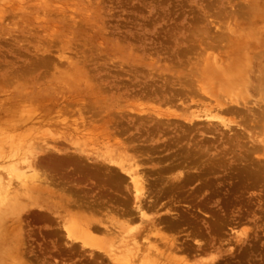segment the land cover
Segmentation results:
<instances>
[{"label": "rangeland", "instance_id": "rangeland-1", "mask_svg": "<svg viewBox=\"0 0 264 264\" xmlns=\"http://www.w3.org/2000/svg\"><path fill=\"white\" fill-rule=\"evenodd\" d=\"M205 1L206 0H0V62L2 63H0V65H3V68L0 66V71L10 72V70L12 71L14 68L15 70L21 69L18 68L19 65H22V67L27 65V70L25 68V70L22 71L23 73L21 70L24 67L19 71L16 70L17 73H21V80L23 83L20 80L18 85L21 84L22 87H16V83L10 84V86L8 85L9 87L2 84L3 88L0 87L1 96L2 93V97H4L6 95H4V93L10 95V93L16 92L18 87L26 88V90L30 87L29 89L37 92L40 89H48L50 85V89L56 87L65 94V97H63L60 102L58 101L50 106L48 114H42L43 112L40 109H36L32 116L28 115L29 117L26 116V119L24 117L23 119L15 120L16 128H9L6 125L0 127V152L3 153L2 157L13 154L15 156L3 159L0 158V170L2 166L8 165L9 161L19 160L15 153H17L18 156L32 154L41 157L43 154L42 148L54 147L56 145L57 147L61 146V150L59 151L60 154L72 153L71 151H73L72 154L80 153L90 157V163L100 160V152L104 151L103 149L105 146L110 144V142L108 143L106 140H103L106 139L104 138L106 130L108 131L106 132L107 134L114 131V134L117 135L116 138L119 140L125 138L127 134L124 133V136L121 137L123 134H120V132L115 133V131H118L117 126L106 123L107 117H104V114L100 112V104L99 107L97 106L99 102H117L119 100L118 103L115 102L118 105H120L121 102H125V104L126 102L129 103L124 106V108L127 107V109L129 107L134 109L133 107H135L136 109H141L145 113H148L149 110L152 109H160L164 115H168V112L176 113V117L173 115L171 117L162 116V119L163 117L165 119L167 118V120L174 118L176 119L175 121H180V123H182L183 120L184 122L189 120V114H187V112L190 108L185 111L179 104V101L174 105L173 103L161 101V99L156 98L154 94L150 97L149 95L151 93H145L143 88H150L147 84L151 83L152 78H156L160 74H164L165 76L167 71L169 75L171 73V70L163 69V64L169 62V53L167 55V52L162 48H165L167 41L171 42V40H166V31L177 26L176 31L180 33L185 30L183 28L195 20L194 18L196 16V19L199 20L201 19V15L204 14L205 16L209 15L212 19L208 22L210 18L206 17V23L207 27L209 28L210 25L211 31H214L218 28V24L215 26V23L218 22H215L214 17L218 14L220 8H223V11H230L236 9L241 2L243 3L242 0H239V2L238 0H231V6L228 0H212L213 2L207 0V4ZM208 2H210L209 4H213L214 7L208 5ZM224 3L228 6L224 5ZM215 5L219 7L217 8ZM198 8L200 9L199 12L197 10ZM195 9L198 15L196 13V16L193 17L196 12ZM212 9L215 12L212 11ZM33 14L38 15L39 19ZM64 17H66V20ZM71 17H73L74 20L68 21ZM74 24L76 26H74ZM97 27L101 29V31L97 29ZM53 28L55 30H53ZM102 29H104L105 33ZM104 34L106 36H104ZM107 37L109 39H107ZM105 38L107 40H105ZM159 38L163 39H161L162 42ZM195 42V40H185V42L179 43V47L181 46V48L184 49L191 48L190 51L194 53L201 52L199 48H203L205 42H199L201 45ZM118 44H120V47L118 46L116 50L115 48H117ZM124 44L126 46H124ZM113 47L115 50H112ZM130 48H137V52L139 51V55L142 56H139L135 49L132 50ZM32 50H35V53L34 51L32 52ZM39 50L41 54H38ZM134 51L137 54H134ZM206 51H209L208 54L213 58V52L216 50L206 49ZM58 52H64V55L62 53L58 54ZM217 52L218 50L214 54ZM24 53L25 55L27 54V57H25ZM42 53L45 54L43 55ZM51 54L53 55L52 58L50 56ZM193 54L190 55L191 58ZM203 54L204 55H200V57L202 56L201 60H203V57L207 56L205 50ZM194 55L196 56V54ZM34 56L36 58L39 56L37 60L39 59L40 61H36ZM66 56H69L68 58L71 57L73 60H68ZM137 56L140 58L144 57L146 62H150L154 57V62L151 60V67L140 63L137 64L136 60H140H135ZM31 57V60H33V58L35 59V62L33 61L32 63L35 64L37 62L36 64L38 65L37 67L35 64L34 69H31L29 66L31 65L33 67L34 65L30 63ZM198 58H192L194 60L193 62ZM42 59L45 60L42 61ZM67 60L69 64L71 62L74 63H71L73 66L66 63ZM201 60L196 62L197 65L195 64V66H197V68L194 66L195 69H199L198 71L201 69L203 71L205 67V70L207 71L208 69L207 72H210L211 70L209 67L206 68V64H208L209 61L206 62L205 60L200 63ZM43 62H46V64H43ZM51 63L53 64V68L49 66ZM55 63L56 65H54ZM226 63L223 62L221 65L224 66ZM5 65L7 66L5 67ZM60 65H64V68ZM82 65L84 67H82ZM55 66L60 67L54 69ZM28 67L30 70H28ZM139 67L142 69H140L141 72L137 69ZM67 68L69 70L74 68L73 70H75L79 76L73 72V70L69 71ZM143 69L144 71L145 69H150V74L148 71H146L148 74L145 73ZM110 70L112 73H110ZM25 71H27L29 75L27 73V75H23ZM115 71L117 73H114ZM202 71L200 72L202 73ZM42 72L43 74H41ZM118 72H124L125 76H122L123 73L118 74ZM73 73L77 75L75 80L73 79ZM126 74L131 75L127 77ZM106 75L109 77H106ZM39 76L43 77L40 78ZM92 76L94 77V81ZM82 77H84V79H82ZM67 78L69 80L72 78V86L71 83L64 82L68 80ZM126 78H129L126 82L130 80V85L121 81V79L124 80ZM59 81H63V84L60 86ZM76 82L80 84L77 83L74 87L73 85ZM99 84L103 85L100 86ZM238 87L241 86L239 85ZM2 89L6 91L2 92ZM215 89L217 94L221 93L217 91V88ZM101 90L104 92L102 93ZM237 90L235 89L234 91L228 92L231 95L233 92H237ZM149 91L148 89L147 92ZM66 93L71 98V95H73V99H76L77 96V103H75L76 100L73 101L71 98L72 104L70 102L68 103L69 97ZM249 95L250 99L255 100L256 95L253 92H250ZM67 97L68 99H66ZM97 97L103 100L97 102ZM106 97H108V100ZM201 97L204 98L205 96ZM201 97L196 96L193 98L194 101L191 103L190 101L187 102L189 106L192 104L190 112L195 111L199 114L198 117L193 119L196 124L195 128L191 131L190 138L189 135H186V139H183V137L181 142L177 145H169L168 141H171L170 137H173L174 134L176 136L180 130H185L186 125L190 123L186 122L185 124L183 122L182 125L176 124L179 132H176L177 130L174 125H171L170 128L166 129L165 133L159 132L155 134L153 138L156 140H150L151 136L147 139L142 137L132 142L134 146L136 144V146H142L146 150V154H136V157L138 160L140 159L139 164L141 163V167L139 169L143 172L146 171L149 175V181L152 182L151 189L153 192L151 195L152 200L155 202V206L152 209L146 210L147 217L155 223L158 221L157 217L160 216H164V219L168 221L173 219V228H167L164 223L161 224L157 222L155 225V232L158 231L167 239L175 240V244L179 247V251L176 252V254L178 253V258L181 257L189 263L192 261L194 262V260H203L207 262L209 258L211 259L214 257L213 260L216 264H264V119L257 125H254V127L249 128L251 126L246 127L243 125V120L245 119L242 115L228 113L223 110L217 111L211 109V114H208V117L212 115H214V117L208 118L204 114L206 113L204 110L208 109V106L201 103L204 101L208 103L213 99H201ZM249 98L245 106L257 109V105L251 103L250 101L253 100ZM2 99L3 98L0 100ZM60 99L61 97H59V100ZM212 102L213 101H210V104ZM65 103L69 105L68 107L72 112L71 114L59 113V111L67 108V105L64 106ZM88 103L93 105V107L90 105L87 106ZM197 103L198 105H196ZM261 104L263 105V103H260V105ZM25 105L22 104V106ZM89 106L90 110L88 109ZM120 106L123 107V104L121 103ZM75 110H77V112ZM79 110L82 112V118L78 115ZM35 112L40 114L37 115ZM143 112L138 113L144 114ZM134 114L131 113L132 116H134ZM246 114H249V112ZM102 116L105 118V122H103L104 119H101ZM3 119L4 118H2V120ZM165 119V122H169ZM221 119L226 122L227 126L222 124ZM170 121L174 122L173 119ZM190 121L193 122L192 120ZM209 122H213V124H208ZM76 126L78 128H76ZM180 126H182V128ZM103 127L105 128L103 129ZM102 129L103 131H101ZM102 135L104 136L101 137ZM66 136L68 139H71L70 141L72 143L59 140ZM57 137H59V139ZM56 141L57 144L55 143ZM60 141H63L65 144L63 142L61 145L60 143L58 144ZM103 141L105 143H103ZM181 146L184 151H181ZM191 148H194V150H190L194 151L192 152L194 156L191 155V157H189L191 161L185 165V162L183 163L182 161L184 158L183 156L186 154L185 150ZM129 152L130 154L134 153L131 151ZM246 153L248 155H246ZM242 154H245L244 156L246 158H250H248V160H246V158L242 159V157H244ZM246 167L251 170L252 174L250 173L249 175V173H247L250 172V170H246ZM17 168L20 170V173H27L30 170L21 162L18 163ZM3 172L4 178H11V184L13 186H18L19 182L20 185L23 184L24 175L20 177L14 173H8L10 175H7L6 171ZM177 173L180 175L183 174L185 179H183L181 183L172 185L173 183L169 177ZM36 208L37 206H30L29 209L34 211L27 215L25 219V222L31 220L27 229L28 232L32 233L36 231L35 234L33 233L34 236L31 235L29 238L27 237V233L26 245L28 249L31 248L30 250H33L34 254H40L37 251L40 243L37 244V242H33L32 238H37V232L40 230L43 231L45 222L41 219H37L39 210ZM32 220L35 221L32 222ZM141 225L142 224L136 220L132 222L131 228H138ZM245 234L249 236L250 241H246L242 244L237 242L239 236L245 237ZM150 239L151 241L154 240L153 238ZM235 243H237V246ZM198 245H203L205 251L200 252L199 248H197ZM242 246H244L245 249H242ZM195 249L197 250L196 252ZM245 250L247 254L240 256V252H245ZM76 251L77 252L70 259L68 258L69 260L66 259L63 262L69 264H92L90 263L91 258L89 256V249H86L84 254L79 253L78 247ZM40 255L38 256V260H33V264L63 263L60 262V256H56L55 258H43ZM210 259L208 261H210Z\"/></svg>", "mask_w": 264, "mask_h": 264}, {"label": "bare ground", "instance_id": "bare-ground-1", "mask_svg": "<svg viewBox=\"0 0 264 264\" xmlns=\"http://www.w3.org/2000/svg\"><path fill=\"white\" fill-rule=\"evenodd\" d=\"M213 1L211 0V2ZM242 1L243 3L241 2L239 6L234 10L223 11V8H220V10L222 11L219 10L218 14H216L214 17L215 22H218L215 23V26H217L218 24V28L215 29L214 31H211L210 25H209L210 29L207 27L206 17H209V15L205 16L204 14L201 15V19L199 20L196 19L197 18V16L195 15L197 13L196 9H195L196 12L193 15V17L196 16L194 18L195 20H193L192 22H190L188 26L183 28L185 29L184 31L178 33L176 31L177 26H174L172 29L166 31L167 39L166 38L165 39L171 40V42L167 41V43L165 44V48L161 47L163 50L167 52V55L169 53V57H168L169 62H167V64L166 63L163 64V69L171 70L170 71L171 73L169 75L167 71L165 75L166 77L164 76V74L163 75L160 74L156 78H152L151 83L147 84V86H149L150 88H146L143 85L146 88V89L143 88L144 92L151 93L149 95L150 97L151 95L154 94V96L156 98L161 99V101L173 103L174 105H176V102L179 101V104L182 106V108H184L183 110L185 111H187L188 108L191 109L192 104H190L189 106L187 104L188 101H190L191 103L192 101H194L193 100L194 97L205 96L204 98L213 99L210 100L213 101L211 104L210 101L208 103L205 101H204L205 103L204 102L201 103L203 105L208 106V109L204 110L206 112L204 113L206 117L209 116L208 114H211L210 111L211 109L213 110L215 109L217 111L223 110L228 113L242 115L245 119L243 120V125H245L246 127L251 126L249 128H252L254 127V125H257L259 122H261V120L264 119V0H242ZM231 2H232L231 0H228V3ZM205 3L207 4V0L205 1ZM209 3L210 2H208V5L214 7L213 4H209ZM226 3H224V5L228 4ZM215 6H217V8L219 7L218 5ZM231 6L229 7L233 8ZM197 10L199 12L200 9L198 8ZM212 11L214 10L212 9ZM35 16H37L36 18L39 17L38 15ZM64 19L66 20V17H64ZM71 20H74V18L71 17V19H69L68 21ZM211 20L212 19L210 18L208 22ZM74 26L76 25L74 24ZM97 29L99 28L97 27ZM53 30L55 29L53 28ZM99 30L101 31V29ZM102 30L104 31V29ZM104 36L106 35L104 34ZM107 39L109 38L107 37ZM107 39L105 38V40ZM185 40L186 41L195 40L196 44L204 41L205 46L203 48H199L201 52L194 53L190 51L191 48L184 49L181 48V46L179 47V43L181 44V42H185ZM200 43L199 45H201ZM119 45L120 44H118L117 48H115L116 50L118 49ZM124 46L126 45L124 44ZM115 49L113 47L112 50ZM206 49H215L216 51L218 50V52L216 54H214L216 51L213 52V58H212V56L208 54L209 51L207 52ZM204 50L207 56L203 57L202 58L203 60H201L202 56L200 57V55L201 54L204 55L203 54ZM33 51L35 53V50H32V52ZM136 52L134 51V54ZM39 53L40 50L38 51V54ZM59 53L60 54L62 53L64 55V52H58V54ZM137 53L139 55L140 52L138 51ZM153 53L151 54L154 55L155 53L154 54ZM193 53L196 54V56ZM42 54L44 55L45 53ZM151 54L150 56L152 57ZM191 54H193L192 57L193 59L195 57L198 58V56L200 59L198 58L195 62H193L194 60L191 58L190 56ZM39 56H37V58H39ZM50 56L52 58L53 55L51 54ZM139 56L135 58V60L140 59V60H136L137 64L140 63V64H144L145 66L151 67L152 59L150 60V62H146V59L144 57L140 58ZM25 57H27V54L25 55ZM68 57H67L68 60L70 61L73 60L71 57H70L71 59ZM37 58L36 61L39 60V59L37 60ZM31 59L32 57L30 58V60ZM204 59L206 60V62L209 61L208 64H206V68L209 67V69L211 70L210 72H207L208 69L206 71L205 67L203 68V71L200 69L202 73L198 71L199 69L198 70L195 69V67L197 68V66H195L196 62H198V60H201L200 61L201 63L202 61H205ZM34 60L35 59L33 58V60H31L30 63L34 64L32 63ZM44 60L42 59V61ZM68 60L66 61V63H68ZM223 62L224 63L227 62V63L224 64V66H222L221 64ZM71 63L68 64L71 65ZM35 64L33 65V67L29 65L31 69L32 68L34 69ZM43 64H46V62H43ZM54 65H56V63ZM64 65H60V66H63L64 68ZM0 66L2 67L3 65ZM6 66L7 65H5V67ZM49 66H52L51 68H53L52 63ZM23 67L22 65L21 66L19 65L18 67L21 69L23 68L22 70L19 69L21 70V72L24 71L25 68L27 70V65ZM56 67L57 66H55L54 69ZM82 67L84 66L82 65ZM137 69H139L140 71L141 68L139 67ZM16 70L14 68L12 71L10 70V72L0 71L1 88H3L2 87L3 85L10 86V84L13 83H16V87L21 86V84L18 85L22 78L21 73H17V71L19 70L17 71ZM28 70H30V68ZM149 70L145 69L144 71L143 69L145 73H147L146 71H148L150 74ZM14 71L16 72L12 73ZM73 72H75V70H73ZM120 72H118V74ZM26 73L29 75L27 71H25V74L23 75H27ZM110 73H112L111 70ZM114 73L117 72L115 71ZM122 73L120 74H122V76L123 75L125 76V73L124 72ZM167 73L169 76L167 75ZM41 74H43V72ZM77 75L75 74L73 75L74 80L76 79ZM126 75L128 77L131 74H126ZM43 76H39V77L41 78ZM107 76L108 75H106V77ZM71 79L70 80L62 79V80H65L64 82L71 83L72 86L73 80ZM82 79H84V77H82ZM92 79L94 81V77ZM127 79L129 78H126L124 80L121 79V81L123 83L125 82L126 84L130 85L129 84L130 80L126 82ZM96 82L98 83L97 79ZM60 83L59 86L63 84V81ZM77 83L78 82L74 83L73 86L75 87L76 86L75 84ZM99 85L102 86L103 84L102 85L99 84ZM239 85L241 87H238ZM21 87H18L17 91L10 93V95L4 93V95L5 94L7 95L4 96L5 98L2 97L3 93L1 96V91H0V99L3 98L2 100H0V127L6 125L9 128H16L15 120L23 119L24 117L26 119V116L28 115L32 116L36 109H40L43 112L42 114H48L50 106L54 105L58 101L60 102L62 98L65 97L64 96L65 94L59 91L58 88L55 87L54 89H50L51 85L49 88L46 87L48 89H40L37 92H34L32 89H29L30 87L27 90L26 88H21ZM215 88H217V91L218 92L220 91L221 93L217 94ZM148 89L150 90L149 92H147ZM235 89L236 90L238 89L237 92H233L230 95L228 91H232V90L234 91ZM4 91L2 89V92ZM250 92H253L256 95L255 96L256 98L254 97L255 100L249 98ZM71 96L72 98L68 96L69 97L68 103L69 102L71 103L72 101L71 99H73V95ZM59 97H61L60 100ZM68 97L66 99H68ZM107 98L108 97H106V99ZM202 98L203 97H201V99ZM248 98L250 100H253L250 102L255 103L257 105V109H255L253 106H252L253 108H248V106L247 107L245 106L246 103L248 102ZM76 99H78L77 96ZM76 99H73V101ZM96 99L97 102L103 100L101 98L98 99V97ZM118 101L115 102L118 103ZM115 102L103 101V103L101 102L97 103L98 104L97 106L99 107L100 104V112L104 114V117H107L106 123L118 127L117 128L118 131H115V133L120 132V134H123L121 135V137L124 136V133L127 135H125L126 137L122 138V140H119L116 138L117 135L114 134V131L107 134L106 132L108 131L106 130L105 131L106 135L105 136L102 135L101 137L104 136V138L106 139L103 140L104 141L106 140L108 143L110 142V144L106 146L103 145L105 146V148L103 149L104 151L100 152V160L95 159L96 160L95 162L90 163L89 162L90 157L80 153L72 154L73 151H71L72 153L60 154L59 151L61 150L60 148L61 146L57 147L56 144L58 140L55 139L57 140L55 142L56 146L42 148L43 154L41 157H37L32 154L30 155L23 154L21 156L20 155L18 156L17 153H15L16 156L19 158V160L9 161L8 165H4L1 167L2 169L0 170V264H33V260L34 259L38 260V256L40 254H41L40 256L43 258L46 257L55 258L56 256H60V262L62 263L66 259L68 258L70 259L77 252L76 251L77 247L79 253L81 254H84V251L86 249H89V256L91 258L90 263L92 264H98V263L100 264H216L214 263L213 260L214 257L211 259L209 258L210 261H208L209 259L207 258L208 259V260L206 259L207 262H204L203 260L200 261L198 259L199 261L194 260V262L192 261L190 263L187 262L185 259H182L181 257L178 258V253L176 254V252L179 251V247L175 244V240L167 239L166 237L162 236L161 233H159L158 231L155 232L156 231L155 225L157 222L161 224L164 223L167 228H170L174 225L173 219H170V221H168L164 219V216H160V217L156 216L158 221L155 223L152 220H150L146 214V210L152 209L155 206V202L154 200H152V195H151L153 192L151 189L152 182H150L148 179L149 176L148 173L146 171L143 172L139 169L141 167L140 166L141 163L139 164L140 159L138 160V158L136 157V154H141V153L146 154V150L142 146H136V144L134 146L133 145L134 143L132 142L141 139L142 137L147 139L151 136L152 137L150 138V140L153 141L155 139L153 138L155 134H158L159 132L165 133L166 129L170 128L171 125H174V127L177 130L178 127L176 124L178 123L179 125H182L184 120L182 123H180V121L177 122L175 121L176 119L170 118V120L172 119L174 120V122H172L170 120H167V118L165 119L164 117L165 116L171 117L172 115L176 117L175 115L176 113L174 114L168 112V115L166 114L164 115V113L161 112L160 109H152L149 110V112L147 111L148 113H145L141 109H136L133 106L132 107L134 109H132L131 107H129L131 109L129 108L127 109V107L124 108V106H126L128 102H126V104L125 102H121L123 104V107L120 106L121 103L120 105H118ZM24 103L28 105H25ZM75 103H77V100L75 101ZM260 103H263V105L262 104L260 105ZM22 104L25 106H22ZM66 105L68 109L64 108L63 110L59 111V113L61 114L72 113L70 111V108L68 107L69 105L65 103L64 106ZM88 105H90V103H88L87 106ZM196 105H198V103ZM90 106L93 107V105ZM90 106L88 107V109L90 108ZM190 109H188L189 111L187 112V114H189V116L187 115L189 117V120L184 122L185 124L186 122L187 123L190 122L189 125L188 124L186 125L185 130H180V132L179 130H177L176 132L179 133L176 134V136L173 133L175 137L174 136H173L174 138L170 137L171 141H168L169 145L171 144L177 145L178 143L181 142L183 137H184L183 139H186V135L187 136L189 135L190 138L191 131L192 129L195 128V124H196L194 123L193 119L199 116V114L193 110H191L193 112H190ZM75 111L77 112V110ZM78 112L79 114L78 113L77 114L79 115L80 118H82L81 110H79ZM138 112L139 113L143 112L144 114H139ZM247 112H249V114H246ZM131 113L133 114L135 113L134 116H132ZM39 114L40 113H38L37 115ZM162 116H164L163 119ZM104 117L102 116L101 118L102 120L104 119L103 122H105ZM212 117H214V115L208 118H212ZM2 118H4L3 119L4 121L2 120ZM164 119L169 122H165ZM190 120H192L193 122H191ZM221 122L224 126H227L226 122L223 119H221ZM211 123L213 124V122ZM211 123L209 122L208 124ZM180 127L182 128V126ZM76 128L78 127L76 126ZM104 128L105 127H103V129ZM103 129L101 131H103ZM57 138L59 139V137ZM59 140L72 143L70 141L71 139H68L67 136ZM104 141L103 143H105ZM62 142L60 141L58 142V144L60 143L61 145L64 143ZM137 145L139 144L137 143ZM180 148L181 151H184L182 146ZM190 150H194V148L185 150L186 154L183 156L184 160L182 159L183 163L185 162V165L191 161L189 157H191V155L194 156V154L192 153L194 151H190ZM129 151L134 153L130 154ZM1 153L2 152H0L1 155L0 158L2 159L15 157L14 154L2 157L3 153L2 154ZM246 155L248 154L246 153ZM243 158L245 159L246 157L244 156L242 157V159ZM248 158L250 157H247L246 160H248ZM19 162L24 163V165H26V168L30 169L29 170L30 172L28 171L29 173L28 172L26 173L21 171L22 173H20L19 172L20 170H18L17 168ZM246 170H250V169L247 168ZM3 171H6L7 175H10L8 173H12V174L14 173L15 175H19L20 177L21 175L22 176L24 175L23 176L24 179L22 181L23 184L20 185L19 182L20 186L19 185L13 186L11 184V178H4ZM247 173H249V175L250 173L252 174L251 170L250 172ZM169 178H171L170 180L173 183L172 185L181 183L183 179H185L183 174L180 175L178 173L171 175ZM30 206H37L39 210L38 211L39 215L37 219L39 220L41 219L45 222V225H43V231L41 230L38 231L37 238H32L33 242H37V244L40 243L37 249V251L40 254H34L33 250H30L31 248L28 249L26 245L27 233H28L27 237L29 238L31 235L34 236L36 232L35 231L30 233L27 230L30 225L29 222L31 220H29V222H25L27 215L31 214V212L33 213L34 211L32 209H29ZM136 220H138L139 223L142 225L138 228H131L132 222ZM33 221L35 220H32V222ZM239 234L241 235L240 232ZM247 236H248L247 234H245V237L239 236L237 242H240L242 244L246 241H250L249 236L248 237ZM150 238H153L154 240L151 241ZM235 244L237 246V243ZM197 248H199L200 252L205 251V247L203 248V245H198ZM243 248L244 246H242V249ZM196 249L195 252L197 251ZM242 249L240 250L243 251ZM246 250L245 252L242 253L239 251L240 256H242L243 254L246 255L247 254ZM62 264H69V263L63 262Z\"/></svg>", "mask_w": 264, "mask_h": 264}]
</instances>
